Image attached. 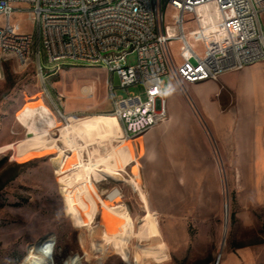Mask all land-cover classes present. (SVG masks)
<instances>
[{"label":"rangeland","instance_id":"obj_1","mask_svg":"<svg viewBox=\"0 0 264 264\" xmlns=\"http://www.w3.org/2000/svg\"><path fill=\"white\" fill-rule=\"evenodd\" d=\"M12 20L20 32L34 33V40L28 64L21 66L12 57H6L1 65L0 161L3 157H7V161L0 167V264H19L25 257H32L34 243H44L49 239L55 245L56 264H264V204L247 209L243 190L239 188V174L224 171L227 159L221 154L210 120L202 114L190 94L194 93L193 89L186 84L178 86L170 75L165 77L166 97L168 102L172 100L177 105L175 116L168 109L169 119L162 123H168L170 118L174 120L167 136H205L208 144L202 155L181 158L180 164L190 167L197 162L205 166H220V172L205 173L202 205L199 199L197 203L192 202L188 205L185 219L171 222L175 236L172 243L165 237L167 222H159L160 238L166 242L169 254L162 261L135 260L140 257L141 246L138 224L148 211L138 192L126 179L117 181L99 171L94 174L104 199L107 186L120 187V199L128 203L129 219L135 234L126 243L118 241L112 236L109 226L100 222L99 214L90 224L83 223L55 164L60 154L71 152L62 141L63 132L71 122L81 117L92 120L112 118V98L107 89L110 74L102 66L65 64L49 77L51 96L44 99L35 70V27L24 11L15 13ZM262 22L264 24V14ZM172 48L177 57L178 43L174 42ZM43 59L46 61L45 54ZM136 60V52H131L126 57V64H135ZM53 63L47 61L46 65ZM113 82L118 87V76L114 75ZM87 89H91V96H87ZM179 92L181 95L184 93L190 115L179 102L182 98ZM117 93L126 97L129 93L141 94L145 98L140 85L117 88ZM225 95L227 99H232L231 93ZM57 102L69 115L70 124L60 120ZM191 120H195L194 126ZM184 121H187V132ZM132 140L127 142L133 144ZM135 140L130 165H139L142 186L147 195V181L143 174L146 175L149 156L148 152L139 153V143ZM15 163L20 164L16 169L18 175L8 180ZM130 172L131 168L127 166L124 175L128 177ZM107 203L115 205L116 201L107 200ZM194 207L205 209L203 219H194ZM25 227L32 230L28 238L18 237L7 243L12 234ZM38 260L43 264H52L51 257L41 256Z\"/></svg>","mask_w":264,"mask_h":264},{"label":"built area","instance_id":"obj_2","mask_svg":"<svg viewBox=\"0 0 264 264\" xmlns=\"http://www.w3.org/2000/svg\"><path fill=\"white\" fill-rule=\"evenodd\" d=\"M208 5L215 7L216 17ZM18 11L26 12L35 27L41 96H51L49 77L65 64L102 66L110 74L112 115L121 122L122 137L133 141L169 119L167 75L178 86L218 81L226 72L264 61V0H0V72L6 57L18 65L32 58L34 33L16 28L12 18ZM131 52L137 60L129 65ZM47 61L54 63L47 66ZM132 85L142 86L145 98L117 93ZM86 94L91 96V89ZM133 106H140V113H133ZM56 108L66 123L68 115L58 102ZM107 191L122 198L118 185Z\"/></svg>","mask_w":264,"mask_h":264},{"label":"crops","instance_id":"obj_3","mask_svg":"<svg viewBox=\"0 0 264 264\" xmlns=\"http://www.w3.org/2000/svg\"><path fill=\"white\" fill-rule=\"evenodd\" d=\"M185 84L193 89L194 93L190 92L193 100L211 122L221 154L227 159L224 171L239 174L245 206L251 210L264 204V61L226 72L218 81ZM226 93H231L232 99H227ZM179 96L182 97L179 102L190 115L184 93L179 92ZM176 105L172 100L168 102L173 116ZM194 121H190L192 126ZM186 122L183 125L187 132ZM173 124L174 120L170 118L168 123L149 129L135 140L139 143V153L148 152L149 156L147 172L143 174L147 195L139 165H130L134 141L132 144L124 140L121 125L115 118L92 120L81 117L71 122L62 136L71 152L65 154L64 151L55 164L79 219L90 224L99 214L100 222L109 226L112 236L122 243L135 234L128 203L118 198L115 205L108 204L95 183L94 174L99 171L117 181L128 180L148 211L141 217L137 230L141 246L140 257L135 260L142 262L146 259L162 261L169 257L167 244L160 238L159 222H167L165 237L174 242L171 222L185 219L192 202L197 203L199 199L202 205L205 173L220 172L219 165L205 166L196 162L189 167L180 164L181 158L202 155L208 144L205 136H167ZM152 150L154 154L151 155ZM127 166L131 168L128 177L124 175ZM190 172L192 174L188 175ZM194 208V219H203L205 209Z\"/></svg>","mask_w":264,"mask_h":264},{"label":"bare ground","instance_id":"obj_4","mask_svg":"<svg viewBox=\"0 0 264 264\" xmlns=\"http://www.w3.org/2000/svg\"><path fill=\"white\" fill-rule=\"evenodd\" d=\"M207 7H208L207 10L209 11V14H212L213 16L216 17L217 16V12L215 10V7L213 5H208ZM21 66H23V65H21ZM133 113H140V106H133ZM68 117H69V115H68ZM110 117L117 119L113 115H110ZM65 124H70V122L67 120V122ZM130 139L131 138H126V139L124 138V140H126V141L130 140ZM115 196H116V198H118V194L111 193L108 196L106 195L105 199L108 200V201L114 202L113 198ZM29 225H27V226L29 227ZM28 227L27 228L25 227L22 230H17L14 234H12L9 237V240H8L7 243L13 242V240H15V239L17 240L19 238L20 239H24V240L26 238H28L29 234L32 232V230L30 228H28ZM50 241H51V239L45 241L44 243H38V242L34 243V247H33V250H32V257H25L23 260H21V262L19 264H43L41 261L38 260V258H41V256H43V257H51L52 258L51 263L52 264H56V260H55V257H54V248L52 249V252H51L50 255H45V252L42 249V246L45 245L46 242H50Z\"/></svg>","mask_w":264,"mask_h":264},{"label":"trees","instance_id":"obj_5","mask_svg":"<svg viewBox=\"0 0 264 264\" xmlns=\"http://www.w3.org/2000/svg\"><path fill=\"white\" fill-rule=\"evenodd\" d=\"M13 58V57H12ZM14 59V58H13ZM15 60V59H14ZM16 61V60H15ZM7 161V157H3L2 160L0 161V167L3 165V163H6ZM20 164H13L12 167L14 169V171H12V174L11 176L8 178V180H11V179H14L17 175H18V171L16 170L17 167L19 166ZM2 188V185H0V189ZM234 217V216H233Z\"/></svg>","mask_w":264,"mask_h":264},{"label":"clouds","instance_id":"obj_6","mask_svg":"<svg viewBox=\"0 0 264 264\" xmlns=\"http://www.w3.org/2000/svg\"><path fill=\"white\" fill-rule=\"evenodd\" d=\"M54 246H55L54 243L46 242L45 245L42 246V249L44 250L45 255H50Z\"/></svg>","mask_w":264,"mask_h":264},{"label":"water","instance_id":"obj_7","mask_svg":"<svg viewBox=\"0 0 264 264\" xmlns=\"http://www.w3.org/2000/svg\"><path fill=\"white\" fill-rule=\"evenodd\" d=\"M227 211H228V202L225 203V215H227ZM226 225H227V220H226Z\"/></svg>","mask_w":264,"mask_h":264}]
</instances>
